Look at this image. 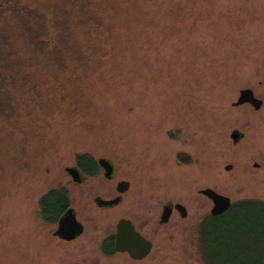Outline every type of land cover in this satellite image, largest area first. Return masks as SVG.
Here are the masks:
<instances>
[{
    "label": "rangeland",
    "instance_id": "obj_1",
    "mask_svg": "<svg viewBox=\"0 0 264 264\" xmlns=\"http://www.w3.org/2000/svg\"><path fill=\"white\" fill-rule=\"evenodd\" d=\"M105 5L116 29L94 36L106 43L102 56L90 48L84 99L69 85L62 97L50 91L46 114L24 109L15 127L0 121V264H264V104L233 106L246 88L264 101V0ZM86 153L111 158L112 182L101 170L70 183L65 168ZM129 181L121 205L95 206ZM63 185L85 229L67 243L39 211L45 192ZM207 188L229 196L233 213L211 215ZM171 203L188 217L161 224ZM121 218L154 243L149 257L100 255Z\"/></svg>",
    "mask_w": 264,
    "mask_h": 264
},
{
    "label": "trees",
    "instance_id": "obj_2",
    "mask_svg": "<svg viewBox=\"0 0 264 264\" xmlns=\"http://www.w3.org/2000/svg\"><path fill=\"white\" fill-rule=\"evenodd\" d=\"M106 1L109 2L0 0V121L15 127L24 109L30 114H46L53 106L50 91L62 97L69 85L82 90L84 99L87 91L84 79H91L94 73L93 70L89 74L90 48L94 47L96 55L102 56L99 52L106 43L94 36L108 35L116 29L113 16H106ZM52 81L58 87L52 86ZM41 205L42 217L56 223L55 217L68 205L67 191L49 192ZM232 211L233 206L220 218H227ZM226 225L231 223L222 224L219 231ZM225 236L234 242L231 233ZM104 240L113 247L108 254L115 253L114 235Z\"/></svg>",
    "mask_w": 264,
    "mask_h": 264
},
{
    "label": "water",
    "instance_id": "obj_3",
    "mask_svg": "<svg viewBox=\"0 0 264 264\" xmlns=\"http://www.w3.org/2000/svg\"><path fill=\"white\" fill-rule=\"evenodd\" d=\"M246 104L251 105L255 111H259L262 109L264 101L255 95L254 90L246 88L239 92L238 99L233 106L240 107ZM241 135L239 131H233L231 138L234 143L238 142ZM106 164L107 167L104 166L106 169V177L110 178L112 176V168L109 163L106 162ZM229 168L228 166L226 169L228 170ZM65 171L75 182L80 183L82 181L80 173L73 167H66ZM201 193L213 202V208L211 210L213 216L224 214L232 206V200L229 196L220 194L214 189L207 188L202 190ZM99 203L100 206H112L117 203V200L100 201ZM177 209L183 218L187 216V210L183 205H177ZM171 214L172 208L166 206L161 215V224L168 223ZM83 232V225L78 221L73 209H69L66 215L59 221L58 228L54 235L69 242L75 240L78 236L82 235ZM114 240L116 252L126 253L135 261H140L148 257L153 248L152 242L142 236L129 219H122L118 222Z\"/></svg>",
    "mask_w": 264,
    "mask_h": 264
},
{
    "label": "flooded vegetation",
    "instance_id": "obj_4",
    "mask_svg": "<svg viewBox=\"0 0 264 264\" xmlns=\"http://www.w3.org/2000/svg\"><path fill=\"white\" fill-rule=\"evenodd\" d=\"M175 137H176V135H174ZM80 157H82V159L79 161V163L76 161V163H75V165L73 166V168L74 169H76L79 173H80V176H81V179H82V181L80 182V183H77V182H75L74 180H73V178L70 176V175H68V173L66 172V175H67V177L69 178V181H70V183L72 184V185H74V186H82V185H85V183L88 181V179H92V180H96L97 178H98V175H99V173H100V171L101 170H103L104 171V175H105V177H106V169H105V167L104 166H106L107 164H106V162L107 163H109V165L111 166V168H112V176L110 177V178H108V177H106V180H107V182H112L113 181V179H114V172H115V165H114V163H113V161L111 160V158H109V156H107V155H103V157L101 156L99 159H97V158H95L92 154H90V153H86V154H81V156ZM190 160H192V158H191V156L189 155L188 156V158H187V161H190ZM107 167V166H106ZM66 186L67 185H63V186H59V187H54V188H52V189H50V190H47L46 192H45V194L44 195H46V194H48L49 192H51V191H55V190H59V191H62V189H65L66 191L68 190V189H66ZM131 189V182L129 181V182H127V184H119V186H117V188H116V190H115V192L113 193V194H115V195H113L111 198H104V196H102V195H97V196H95V198H94V204H95V206L96 207H98V208H100V209H107V208H114V207H117V206H119V205H121L122 204V202H123V198H124V196H125V194L129 191ZM200 193H201V191H200ZM44 195L42 196V199L44 198ZM201 195H202V193H201ZM42 199H41V201H42ZM117 200V203L116 204H114V205H112V206H100V201H116ZM41 201H40V207H39V211H40V216H42L43 215V211H44V208L42 207V205H41ZM211 201V200H210ZM212 202V201H211ZM213 203V202H212ZM179 204H181V203H171V204H166V205H163V210H164V208L166 207V206H169V207H171L172 208V214H171V217H170V220H171V218H172V216H174V213L175 212H177V213H179V211H178V209H177V205H179ZM181 205H183V204H181ZM232 205H233V202H232ZM184 206V205H183ZM185 208H186V210H187V207L186 206H184ZM232 207V206H231ZM69 209H73V211H74V208H73V206H72V202H71V200H68V205L66 206V208H65V210H64V212L63 213H60L59 215H57L56 217H55V219H56V223H54V222H52L54 225H56V227H55V229H54V231L52 232V235L56 238V239H58V240H60V241H62V242H68V241H64V240H62V239H60L58 236H55L54 235V233L56 232V230H57V228H58V225H59V221L66 215V213L68 212V210ZM231 209V208H230ZM229 209V210H230ZM212 210V209H211ZM75 213V212H74ZM76 215V214H75ZM179 215L181 216V214L179 213ZM188 217V210H187V216L185 217V218H187ZM181 218H183L182 216H181ZM53 219V218H52ZM122 219H126V218H121L120 220H122ZM119 220V221H120ZM128 220V219H127ZM170 220H169V222H170ZM118 221V222H119ZM131 221V220H130ZM168 222V223H169ZM133 223V222H132ZM161 223V222H160ZM118 224V223H117ZM117 224H116V226H117ZM167 224V223H166ZM135 226V225H134ZM135 228H136V226H135ZM136 230H137V228H136ZM138 231V230H137ZM84 232H85V229H84ZM84 232H83V234H84ZM139 232V231H138ZM115 233H116V228H115ZM115 233H114V239H115ZM140 234H141V232H139ZM82 234V235H83ZM142 235V234H141ZM81 236V235H80ZM142 236H144V235H142ZM79 237V236H78ZM77 237V238H78ZM145 237V236H144ZM76 238V239H77ZM146 238V237H145ZM75 239V240H76ZM146 239H148L149 241H151L149 238H146ZM75 240H73V241H75ZM73 241H69V242H73ZM152 242V241H151ZM152 244H153V248H152V250L154 249V243L152 242ZM107 243L105 242V240L103 239V241H101V243H100V245H99V251H100V255H102L103 257H105V256H107V255H109L108 254V252H107ZM114 249H115V240H114ZM152 252V251H151ZM115 253H118V252H116V250H115ZM114 254V253H113ZM111 255V254H110ZM149 257V256H148ZM147 258V257H146Z\"/></svg>",
    "mask_w": 264,
    "mask_h": 264
}]
</instances>
